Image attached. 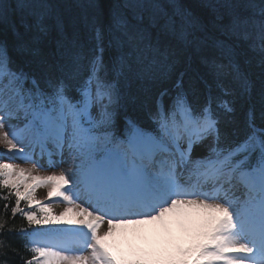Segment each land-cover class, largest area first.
<instances>
[{
  "label": "snow or ice",
  "instance_id": "obj_1",
  "mask_svg": "<svg viewBox=\"0 0 264 264\" xmlns=\"http://www.w3.org/2000/svg\"><path fill=\"white\" fill-rule=\"evenodd\" d=\"M72 4L79 20H66L51 0H0V20L10 10L26 14L31 43L54 34L63 61L41 80L13 69L0 41V144L33 162L29 169L0 157V236L24 238L22 264H120L106 243L116 228L166 225L171 216L186 242L154 264H264V124L250 108L243 135L226 130L237 96L256 88L241 44L258 56L264 100V0H201L207 15L181 0ZM78 24L94 41L87 50ZM192 55L207 70L198 107L180 72L157 95L148 127L127 115L120 125L133 79H167ZM45 166L61 170L33 174ZM9 216L27 227H9Z\"/></svg>",
  "mask_w": 264,
  "mask_h": 264
},
{
  "label": "trees",
  "instance_id": "obj_2",
  "mask_svg": "<svg viewBox=\"0 0 264 264\" xmlns=\"http://www.w3.org/2000/svg\"><path fill=\"white\" fill-rule=\"evenodd\" d=\"M12 0H8L11 4ZM55 5L56 11L63 15L66 20L76 18L79 20L81 9L76 8L72 4V0H51ZM181 2L201 15H207V10L201 6V0H181ZM112 0H105L106 5H110ZM31 23V18L26 14L15 10H10L4 20H0V41H6L9 45V53L12 57L13 69L23 68L31 72L38 78L43 80L45 74L57 75L58 62L62 63L57 54L54 42V34L52 37L46 38L39 44H32L33 33L26 30L25 24ZM79 29V39L85 44V50L91 47L94 41L91 40V33L82 25H77ZM69 36L72 35L73 29H68ZM20 43H27L29 47H38L39 53L32 55L31 52H17L16 46ZM243 59L248 62L247 66L250 70L253 80L256 82L250 98L237 96L235 101V112L231 119L233 125H229L226 130L231 132L232 127H237L240 134L243 135L247 125V114L250 108L254 109L255 120L257 125L264 124V100L260 96V77L261 70L257 66L258 56L247 49V45L241 44ZM111 55V50H106L105 58ZM180 72H184V87L189 92V100L196 107L202 103L204 98V85L201 83L202 78L207 77V70L200 64L199 59L192 55L191 59L182 58L167 79L157 78L155 80H135L133 79L126 88L125 109L120 118V125H123V117L127 115L137 121L144 127L150 125L148 114L154 110L155 99L159 92L167 88L171 91L172 85L175 83L176 77ZM218 91V90H217ZM4 201H0V217H4V209L2 207ZM8 226L16 228L27 227L26 222L20 216L15 218L7 217ZM0 240L4 241V247H0V264H22V258H26L28 253L24 251V238L14 234L7 237L0 236ZM6 253V254H5Z\"/></svg>",
  "mask_w": 264,
  "mask_h": 264
},
{
  "label": "rangeland",
  "instance_id": "obj_3",
  "mask_svg": "<svg viewBox=\"0 0 264 264\" xmlns=\"http://www.w3.org/2000/svg\"><path fill=\"white\" fill-rule=\"evenodd\" d=\"M10 126L15 129L19 127L17 121L13 120L10 122ZM4 130H8L5 128ZM0 150H6L5 145L0 144ZM10 154H14L19 156V153L16 152H9ZM199 154V152H198ZM4 159H8V157L2 156ZM17 165L25 168H32V162L27 161L24 164L19 161H13ZM61 167H67V165H61ZM61 170L60 167H47V170H43L40 167L35 169L34 174L40 175H49L53 172L58 173ZM41 171H48V172H41ZM238 194V193H237ZM37 198H43L46 195V188L40 187L37 189L36 192ZM57 211L60 210L58 206ZM195 213V210H191ZM169 223L162 224L161 222L151 223V224H144L139 225L137 228L133 229H123V228H116V231L111 235V238H114L113 241L118 240L122 243L124 253L129 257H135L137 255H142L146 258H160L163 256H167L168 254L172 253L175 250L177 245L183 244L186 242V237L183 235V229L181 226L174 221V219L170 216L167 218ZM106 226L102 225L101 230H105ZM109 250L114 245L109 239L107 238L106 241Z\"/></svg>",
  "mask_w": 264,
  "mask_h": 264
},
{
  "label": "bare ground",
  "instance_id": "obj_4",
  "mask_svg": "<svg viewBox=\"0 0 264 264\" xmlns=\"http://www.w3.org/2000/svg\"><path fill=\"white\" fill-rule=\"evenodd\" d=\"M138 226L139 225H123V226H119L118 228H123V229H128L129 228V229H133V228H137Z\"/></svg>",
  "mask_w": 264,
  "mask_h": 264
}]
</instances>
